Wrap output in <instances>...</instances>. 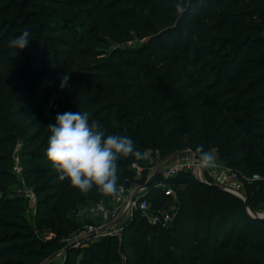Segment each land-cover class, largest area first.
<instances>
[{
    "label": "trees",
    "instance_id": "obj_1",
    "mask_svg": "<svg viewBox=\"0 0 264 264\" xmlns=\"http://www.w3.org/2000/svg\"><path fill=\"white\" fill-rule=\"evenodd\" d=\"M178 2L0 0V264H40L80 226L75 204L109 197L60 181L47 159V127L69 111L161 159L212 149L237 173L249 206L264 205V0H183L182 15ZM25 30L29 45L13 48ZM134 39L145 43L120 47ZM16 144L34 193L30 220L12 189ZM135 158L118 161L117 185ZM158 184L175 192L168 223L133 209L118 237L94 240L62 264H264V220L244 203L179 172L157 175L141 193L151 211L173 200Z\"/></svg>",
    "mask_w": 264,
    "mask_h": 264
},
{
    "label": "clouds",
    "instance_id": "obj_2",
    "mask_svg": "<svg viewBox=\"0 0 264 264\" xmlns=\"http://www.w3.org/2000/svg\"><path fill=\"white\" fill-rule=\"evenodd\" d=\"M186 11L183 0L176 4V12ZM30 31L11 40L10 44L18 50L25 49L30 43ZM68 75L61 80L63 89L68 83ZM51 133L47 159L58 174L60 181H69L80 192L88 194L95 187L109 197H118V161L129 157L140 158L141 153L126 136L106 135L105 129L96 120H89L87 112H65L57 114L55 123L47 127ZM201 163L214 167V156L204 152L201 147Z\"/></svg>",
    "mask_w": 264,
    "mask_h": 264
},
{
    "label": "built area",
    "instance_id": "obj_3",
    "mask_svg": "<svg viewBox=\"0 0 264 264\" xmlns=\"http://www.w3.org/2000/svg\"><path fill=\"white\" fill-rule=\"evenodd\" d=\"M18 146V144L14 146V151L11 154V171L15 176H21V162L18 154ZM140 153V158H135L130 164L131 176L129 178H124L123 181L117 185L119 196L109 197V203L107 204L98 202L90 205L91 215L99 220L108 222L109 220H116L119 215L129 216L133 209H137L145 215L150 224H154L155 222H160L162 224L168 223L174 208L169 211L164 210V208L157 212L152 211L155 214L153 216H148L145 211H151L150 204L146 199L140 198L144 190L140 188L142 184H137L135 182L143 178V174L149 173L148 171L152 173L154 170H156L157 175L162 178H170L179 172H193L202 183L215 184L223 191L232 195L241 197L244 195L243 186L237 173L225 166L218 167L215 165L214 167H205L201 163V155H198L195 159L193 158V153L187 148L163 159H161L157 149H144ZM151 173L149 174L151 175ZM257 178V175H252L247 178V180ZM131 185L134 186L131 187ZM157 186H163L161 188L164 189L167 194L172 195L174 199V193L170 187L165 184H158ZM16 192L20 193L24 200L32 202V205L34 204V193L32 189L26 187L23 192L20 190ZM132 196L133 198H131ZM95 231L96 229L92 230L89 226L90 233ZM55 257L57 258V256ZM62 260H64V258H62Z\"/></svg>",
    "mask_w": 264,
    "mask_h": 264
},
{
    "label": "rangeland",
    "instance_id": "obj_4",
    "mask_svg": "<svg viewBox=\"0 0 264 264\" xmlns=\"http://www.w3.org/2000/svg\"><path fill=\"white\" fill-rule=\"evenodd\" d=\"M144 43L145 42L143 40L134 39L130 42L122 43L120 47H124V46L138 47V46H142ZM20 134H21V132L19 133V135ZM13 151H14V147L11 148V154L13 153ZM154 171H156V170H154ZM148 172L151 173L150 171H148ZM149 173L143 174V176H142L143 178H140L139 180H137L135 182L137 184H143L145 182V180H147V177H149V175H150ZM191 173L195 178H197V180L199 179L198 176L195 175V173H193V172H191ZM147 174H149V175H147ZM14 177H15V183L12 186V189L14 191L20 190L21 192H23V190H25L26 187L23 184L22 176H15L14 175ZM203 184H205V183H203ZM161 187H163V186H161ZM219 189L222 192L227 193V192L223 191L220 187H219ZM173 193H175V192L173 191ZM230 195H232V194H230ZM232 196L236 197L238 200H240L241 203H244L241 196H236V195H232ZM102 203L107 204V201L105 200ZM31 207H34V204L32 205V202L24 200L25 215H26L28 220H30L31 211L33 209V208L31 209ZM90 207L91 206L89 204H82L81 205V204L77 203L74 205V211L71 215H72L73 220L76 223H79L80 226L76 227L74 229V231L68 235L67 238L63 239L61 245H58L54 248L53 254H56L55 256H57V258L54 257L47 264H59V263L62 264L64 261V260H62V258H64V256H65V258L66 257L68 258V261L69 260L75 261V260L79 259L78 251L81 250L82 248H84L85 245L90 244L92 241L97 240V239H101L102 237L107 236V235H116L117 237L119 236L121 226H122V224H124L127 221L128 216L119 215V217L116 220H109L108 222L102 221L99 219L91 220L90 218H88V216H89L88 214H90ZM175 207H176V199L174 197V199L163 208H164V210L169 211ZM245 211L249 215L252 216V214H250V212H248L246 210V208H245ZM145 212L148 216H153L155 214L152 211L146 210ZM255 212H256L257 216L262 217L264 215V205L256 206ZM89 226L92 228V230L96 229V231L90 233L89 232ZM99 230H100V232H99ZM97 232H99V233H97ZM92 233H94V234H92ZM235 244H236V240L233 242L232 246ZM70 245H73V246L70 247ZM227 258L231 259V260H236V261H246V260H249L251 258V256L237 255L235 253H228Z\"/></svg>",
    "mask_w": 264,
    "mask_h": 264
},
{
    "label": "water",
    "instance_id": "obj_5",
    "mask_svg": "<svg viewBox=\"0 0 264 264\" xmlns=\"http://www.w3.org/2000/svg\"><path fill=\"white\" fill-rule=\"evenodd\" d=\"M187 149H189L193 153V158L196 159L198 157V153H197V151L194 148H187ZM156 176H157V172L153 171L152 174L147 178V180L140 186V188L142 190H146L151 185V183L153 182V180L155 179ZM208 185H211L212 187H215V188H219L215 184H208ZM131 198H133V196ZM242 199L244 201V206H245L246 210L248 212H250V214H252V216H254V217H256V218H258L260 220H264V215L262 217L257 216L256 212L249 206V204H248L246 198L244 197V195H242ZM99 232H100V230H99ZM99 232H97V233H99ZM92 234H94V233H92ZM71 246H73V245H70V247ZM55 255L56 254L50 255L47 259L42 261L40 264H47L48 262H50L55 257Z\"/></svg>",
    "mask_w": 264,
    "mask_h": 264
},
{
    "label": "crops",
    "instance_id": "obj_6",
    "mask_svg": "<svg viewBox=\"0 0 264 264\" xmlns=\"http://www.w3.org/2000/svg\"><path fill=\"white\" fill-rule=\"evenodd\" d=\"M207 152H210L213 156H214V160H215V165L216 166H218V167H221V166H224V163L217 157V155H216V153L214 152V151H212V149H210L209 151H207ZM135 184V183H134ZM134 185H131V187H133ZM107 201V203H109V197H107V198H105L103 201ZM103 201H101V202H103ZM33 207H31V209H32ZM31 212H33V209H32V211ZM32 214V213H31ZM89 216H88V218H90L91 220H96V219H98V218H96V217H94L93 215H91V213L90 214H88Z\"/></svg>",
    "mask_w": 264,
    "mask_h": 264
}]
</instances>
